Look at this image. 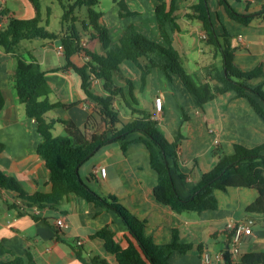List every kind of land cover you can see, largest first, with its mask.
I'll return each mask as SVG.
<instances>
[{"label": "crops", "instance_id": "crops-1", "mask_svg": "<svg viewBox=\"0 0 264 264\" xmlns=\"http://www.w3.org/2000/svg\"><path fill=\"white\" fill-rule=\"evenodd\" d=\"M113 1L112 12L107 14L103 11V19L108 26L123 31L128 23L133 22L150 39L164 41L155 15V7L160 0H126L129 7L137 11L126 17L121 15L118 1ZM195 1H175L180 14V28L171 30V36L186 68L194 63L199 68L193 75L205 81L211 79L206 67L213 63L221 64L222 52L207 47L205 38L201 36L204 30L200 20L185 16ZM230 1L241 11L249 2L252 6L264 3V0ZM168 2L170 6L171 0ZM209 4L217 30L220 33L224 31L221 18L233 34V45L239 46L235 54L236 63L242 68H250L264 62V16L256 13L251 23L244 24L231 18L219 0H209ZM5 8H10L22 18L36 15L31 0H0V10ZM195 36L198 38L197 44ZM27 41L22 43L18 53L9 52L0 44V89L4 98V106L0 108V167L5 173L15 176L25 190L33 193L51 190L50 170L38 150L43 140L38 122L27 114L9 74L10 70L17 66L19 57L27 61L37 59L46 71L51 86L50 99L53 102H76L70 107L60 105L48 111V119L61 117L84 127L95 103L83 90L80 75L72 68L65 67L64 51L58 49L60 38ZM122 69L125 75L133 78L135 84L134 93L138 103L132 101L131 104L150 111L153 116L160 112V122L171 136L180 132L183 108L191 114L182 126L186 139L178 158V168L186 174L185 177L180 175L172 161L175 182L184 197L191 195L200 176L212 168V149L216 144L222 145L227 153H233L236 143L249 147L264 143L263 118L250 101L238 96L236 91L219 93L201 108L178 76L170 80L162 70L155 68L147 79L146 87L141 89L140 69L130 60L123 62ZM118 81L125 85V81ZM253 81V84H258L261 79ZM94 85L96 90L102 92L100 80H95ZM126 96L131 101L127 86ZM157 96L163 97L161 111L156 105ZM126 98L119 97L115 107L119 109L121 117L128 121L134 118V114ZM58 124L64 125V132L67 131L61 121L55 124V128ZM140 135V132L131 133L127 140ZM99 166L107 168L105 177L95 172ZM80 172L101 195H116L132 212L146 219V232L156 242L172 241L177 230L181 241L193 243L189 252L174 251L170 258L171 264H219L215 258L211 263H206L202 251L214 255L232 245L228 229L231 220L247 221L251 225L250 231L243 234L241 254L250 250H264V217L246 212L248 205L259 194L255 188L242 186L217 189V208L176 212L155 197L158 173L151 165L150 150L144 142H131L126 150L121 140L106 144L81 165ZM18 199L15 191L0 188V239H5L13 253L26 255L31 250L40 264H89L92 263V257L119 264L116 256L107 251L103 240L91 237L105 225H110L121 238L130 234L127 224L115 209L71 195L57 209L43 208L36 219L30 212H20L16 207ZM62 216L67 217L68 225L60 228L58 220ZM78 250L86 262L78 255ZM13 253L0 255V261L12 259Z\"/></svg>", "mask_w": 264, "mask_h": 264}, {"label": "trees", "instance_id": "trees-1", "mask_svg": "<svg viewBox=\"0 0 264 264\" xmlns=\"http://www.w3.org/2000/svg\"><path fill=\"white\" fill-rule=\"evenodd\" d=\"M117 1L122 16L136 14L137 11L132 10L126 0ZM175 1L171 0L169 6L168 0H160L155 7L164 41L150 39L133 22L128 23L123 31L118 27L108 26L103 19L104 12L95 8L100 0L62 3L63 26L59 33L51 32L43 24V0H31L36 10V15L32 18L19 17L10 8L0 10V44L7 51L18 53L22 43L27 40L60 38L64 47L65 67L72 68L80 75L83 90L95 103L84 127L61 117L48 119V111L60 105L70 107L76 102H53L49 96L51 86L40 62L37 59L27 61L19 57L17 66L9 74L19 99L25 104L27 114L37 120L43 135L38 150L50 170L52 188L50 191L28 192L15 176L5 173L1 167L0 188L15 191L25 204L24 208L20 204H16V207L20 212H30L36 219L39 214L32 211L34 206L57 209L71 195L115 209L127 224L130 234L121 238L110 225H105L91 234V237L103 240L105 248L116 256L119 264H171L170 258L174 251L189 252L193 243L181 241L177 230L172 241L156 242L146 232V219L132 212L116 195H101L82 176L81 165L102 146L112 142L121 140L124 150L131 142L147 144L151 165L158 173V182L154 187L155 197L176 212L215 209L219 206L217 189L228 190L230 187L244 186L255 188L259 192L246 212L264 217V143L252 147L236 143L233 153H227L222 145L216 144L212 149V168L200 176L191 195L184 197L177 188L172 161L180 175L185 177L186 174L178 168V158L186 139L182 126L191 114L183 108L180 132L173 137L150 111L133 106L126 98L127 86L131 100L138 103L133 78L125 75L122 69L123 62L130 60L141 71V89L146 87L153 69L159 68L170 80L175 76L180 77L196 105L201 108L219 93L234 90L238 96L246 97L264 120V62L250 68L240 67L235 61L239 46L233 45V34L221 18L224 31L220 33L217 30L209 0H196L185 16L202 22L207 34L206 44L222 52V63L206 67L210 80L203 81L195 77L184 65L182 54L171 36V30L180 28V14ZM219 2L231 18L244 24L251 23L256 13L264 16V3L252 6L249 2L241 11L230 0ZM85 6L87 9L84 12ZM78 21L81 22L82 29L77 26ZM256 78H260L261 82L253 84L252 80ZM95 80L101 81L102 92L95 89ZM118 80L125 81V85ZM119 97L126 98L134 114L133 119L126 121L121 117L119 109L115 107V101ZM3 106L4 98L0 89V108ZM59 121L66 125L67 131L56 135L54 128ZM134 132H140L141 135L127 140ZM229 234L231 238L232 231ZM10 252L13 253L5 239H0V255ZM204 252L203 250L202 253ZM78 255L86 262L80 250ZM100 262L110 264L99 257H92V263L89 264ZM0 264L40 263L33 252L28 250L26 255L13 253L12 259L1 260ZM219 264H264V250H250L235 255L229 246L224 250V258Z\"/></svg>", "mask_w": 264, "mask_h": 264}, {"label": "built area", "instance_id": "built-area-1", "mask_svg": "<svg viewBox=\"0 0 264 264\" xmlns=\"http://www.w3.org/2000/svg\"><path fill=\"white\" fill-rule=\"evenodd\" d=\"M2 24V23H1ZM203 38H206L207 37V34L205 32L202 33L201 35ZM84 43H86L85 40H83ZM59 51H64V47L63 45H59L58 47ZM156 105H157V108L159 111L162 110V105H163V97L161 96H157L156 99ZM155 119H158L160 120L161 118V113L158 112L156 115L153 116ZM95 172L97 174H101L102 176H106L107 175V168L105 166H99V167H96L95 169ZM18 203L20 205H22V208L25 207V204L23 202V200L21 199H18ZM32 211L36 214H40L42 213V209L39 207V206H34L32 208ZM68 225V219L66 216H62L60 217V219L58 220V226L61 228V227H64V226H67ZM228 229L229 231H232V237H231V242H232V245H231V251L235 254V255H239L241 254V249H240V243H241V240H242V237H243V234L245 232H248L250 231L251 229V225L249 222L247 221H237V220H231L229 223H228ZM78 243H82L81 241H78ZM203 258H204V261L206 263H211L213 261V258H215L218 262H221L224 258V251L223 252H218L214 255H212L210 252L208 251H205L203 253Z\"/></svg>", "mask_w": 264, "mask_h": 264}, {"label": "rangeland", "instance_id": "rangeland-1", "mask_svg": "<svg viewBox=\"0 0 264 264\" xmlns=\"http://www.w3.org/2000/svg\"><path fill=\"white\" fill-rule=\"evenodd\" d=\"M70 2H73V0H43V14H42L44 18L43 24H45L51 32L59 33L60 30L62 29V26H63L62 16L64 14V8H63L62 3L68 4ZM113 6H114L113 0H100V2L98 3V5L95 6V8L97 10H102L106 12L107 14H109L110 12H112ZM86 9L87 8L85 6L83 8L84 12L86 11ZM77 26L82 29V24L80 21L77 22ZM233 38L234 37H232V39ZM195 39H196V44H197V41H198L197 36H195ZM26 42H29V41H26ZM235 42L237 43L236 39H235ZM206 45L207 47H210L208 44ZM197 49H198V46H197ZM198 68H199L198 66L192 63V66L188 65L187 70L193 74L195 70H198ZM252 83H254L253 80H252ZM131 103H132V100H131ZM54 133L63 134L64 125L58 124L56 128H54Z\"/></svg>", "mask_w": 264, "mask_h": 264}]
</instances>
